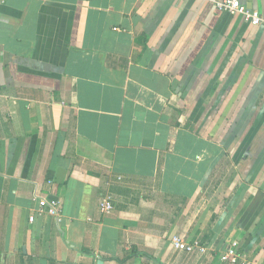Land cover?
<instances>
[{
  "label": "crops",
  "instance_id": "obj_1",
  "mask_svg": "<svg viewBox=\"0 0 264 264\" xmlns=\"http://www.w3.org/2000/svg\"><path fill=\"white\" fill-rule=\"evenodd\" d=\"M233 240L264 264V31L205 0H0V264H228Z\"/></svg>",
  "mask_w": 264,
  "mask_h": 264
},
{
  "label": "built area",
  "instance_id": "obj_2",
  "mask_svg": "<svg viewBox=\"0 0 264 264\" xmlns=\"http://www.w3.org/2000/svg\"><path fill=\"white\" fill-rule=\"evenodd\" d=\"M205 1L211 3L216 10L239 15L247 24L253 27H260L264 31V19L260 16V14L257 11L247 9L239 2V0ZM38 206L41 212L46 210L51 215L57 214L58 204L56 201L39 199ZM98 210L102 214H109L113 211V205L110 196L106 195L100 199ZM30 221H32V218H30ZM171 245L175 250L183 252L187 255L194 254L196 252L204 254L206 252V249L199 242L195 241L186 243L179 237H173L171 239ZM239 249V243L235 240L231 241L225 252L220 256V261L226 262L228 264H238L241 259Z\"/></svg>",
  "mask_w": 264,
  "mask_h": 264
},
{
  "label": "water",
  "instance_id": "obj_3",
  "mask_svg": "<svg viewBox=\"0 0 264 264\" xmlns=\"http://www.w3.org/2000/svg\"><path fill=\"white\" fill-rule=\"evenodd\" d=\"M97 264H102V262L101 261H98V263Z\"/></svg>",
  "mask_w": 264,
  "mask_h": 264
},
{
  "label": "trees",
  "instance_id": "obj_4",
  "mask_svg": "<svg viewBox=\"0 0 264 264\" xmlns=\"http://www.w3.org/2000/svg\"><path fill=\"white\" fill-rule=\"evenodd\" d=\"M239 253L241 254V251H240V249H239Z\"/></svg>",
  "mask_w": 264,
  "mask_h": 264
}]
</instances>
